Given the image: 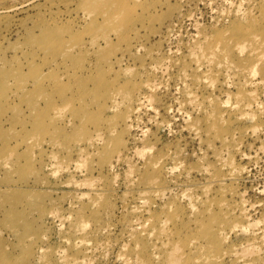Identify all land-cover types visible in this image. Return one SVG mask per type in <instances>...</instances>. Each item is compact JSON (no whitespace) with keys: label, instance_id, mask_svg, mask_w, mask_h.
<instances>
[{"label":"rangeland","instance_id":"rangeland-1","mask_svg":"<svg viewBox=\"0 0 264 264\" xmlns=\"http://www.w3.org/2000/svg\"><path fill=\"white\" fill-rule=\"evenodd\" d=\"M263 81L264 0H0V264H264Z\"/></svg>","mask_w":264,"mask_h":264},{"label":"bare ground","instance_id":"bare-ground-1","mask_svg":"<svg viewBox=\"0 0 264 264\" xmlns=\"http://www.w3.org/2000/svg\"><path fill=\"white\" fill-rule=\"evenodd\" d=\"M229 2H230V0H229ZM233 5V4H232ZM229 6V5H228ZM240 7V6H239ZM222 13H224V12H222ZM257 38H259V37H257ZM255 39H256V37H255ZM258 42V41H257ZM219 43V42H218ZM243 42H241V43H239V44H236V46H237V48H239L237 51H239L240 53H242V50H243ZM218 46V45H217ZM236 48V47H235ZM253 52H255V53H257L258 55H260L261 56V52L260 51H258V50H256V51H253ZM258 55H257V57H258ZM210 56V55H209ZM213 56V55H212ZM256 56V55H255ZM203 57V56H202ZM201 58V57H200ZM169 64V63H168ZM209 64V63H208ZM254 66H255V64H254ZM199 68V65H197L196 66V69H198ZM257 69V68H256ZM252 71V70H251ZM250 71V72H251ZM254 71H255V69H254ZM254 71H252L251 72V74L253 75V72ZM255 73V72H254ZM251 75V76H252ZM255 75V74H254ZM253 75V76H254ZM254 77H256V75L254 76ZM227 82V84H229L228 83V81H226ZM247 82H249V84H251V86L253 85V84H257L258 83V81L256 82L255 80H253L252 81V79H247ZM261 82V81H260ZM264 82V81H263ZM262 83V82H261ZM153 89V88H152ZM254 89V88H253ZM149 91V90H148ZM254 92V91H253ZM253 92H251V93H248V94H253ZM228 93H226V95H227ZM229 96L230 95H228L227 96V98H226V101H228V99H229ZM150 97V96H149ZM140 98V97H139ZM139 98H138V100H139ZM142 98H143V96H142ZM151 99V98H150ZM149 99V100H150ZM141 101H142V99H140ZM192 100H195V99H192ZM190 103L192 102L191 100L189 101ZM224 103H225V100H224ZM228 104V103H227ZM255 104V103H254ZM256 104H258L259 105V103L258 102H256ZM226 105V104H225ZM260 107V106H259ZM199 108V107H198ZM231 108H232V110H234L235 111V113L237 114V117L238 118H240V119H243V120H252L255 116H254V114H253V110H252V104H251V101H245V102H240V101H235V102H233L232 104H231ZM115 109V108H114ZM155 110V109H154ZM199 110V109H198ZM154 112H156V111H154ZM208 112V111H207ZM221 116V115H220ZM187 117V116H186ZM197 132V131H196ZM240 136V135H239ZM241 141H242V138L240 137V138H237V139H235L234 140V142H233V148L235 147V149H234V152H236V151H238L239 150V146H240V143H241ZM231 146V147H232ZM233 151V150H232ZM231 160V159H230ZM155 164L156 163H159L160 164V162L158 161V159H156L155 161ZM229 163H231V162H229ZM229 179H231V180H233V181H237V179H236V177H230ZM223 179H221V180H219V182H221ZM88 183H90V182H88ZM86 185H89V184H86ZM237 194V198H238V202H237V204L235 203V204H233L230 208H229V210L232 212V213H234V215H236V217L237 218H240L241 220H242V222H244V221H246L247 220V214L245 213V210H244V206H241V203H242V200L244 199V198H242V194L240 193V192H238V193H236ZM80 195V194H79ZM87 195H88V193H87ZM183 195V194H182ZM81 196V195H80ZM85 196H86V194H85ZM230 196V195H229ZM143 198H146L145 196H142ZM188 198H189V196H188ZM187 198V199H188ZM188 200H190V198L188 199ZM244 202V201H243ZM142 203H144V201L142 202ZM189 203V205H188V207H189V209H190V211L192 212V211H195L196 209H197V207L195 206V204H193L192 203V201H189L188 202ZM244 204V203H243ZM137 220V219H136ZM150 220V219H149ZM163 220V219H162ZM147 222V221H146ZM136 224L138 223V222H135ZM163 223V222H162ZM145 224V223H144ZM235 224V223H234ZM163 225V224H162ZM236 225V224H235ZM235 225H233L232 227H230L231 229L232 228H235L236 226ZM144 226V225H143ZM215 226V225H214ZM235 226V227H234ZM138 227V226H137ZM142 227V226H141ZM240 227V229H242L243 227L242 226H239ZM131 228H133V226L131 227ZM165 231V230H164ZM217 231H218V233L222 236V237H224V238H227L228 237V235H227V230L226 229H224V228H219V229H217ZM225 231V232H224ZM259 232H260V234L259 235H256V234H254V233H250L249 234V236H250V239H249V236H248V238L246 239V242L247 243H243L244 244V246H243V244L241 245L242 246V248H241V254H240V256H238L239 258L240 257H242L243 258V255L246 257V255H251V253H252V251H257L258 252V250H260L261 248H259L258 247V245L255 243V241H257V239H258V241L259 242H261V243H264V225L262 226V227H260V229H259ZM256 239V240H255ZM83 240H84V237H83V235H81L80 237H78V239L76 240L77 242H79V241H81V242H83ZM75 241V242H76ZM250 241H252V242H250ZM178 244V243H177ZM76 245V244H75ZM103 245H106L105 243L103 244L102 243V246ZM175 247V246H174ZM104 248H105V246H104ZM177 248V247H176ZM175 248V249H176ZM96 249H98V248H96ZM95 248H86V246L85 247H83V249H82V257L81 258H78V257H74V258H71V260L69 261V260H65V258H63V257H61V255H59L58 256V258H62L61 259V261H62V264H82V259H86V256H88V253L90 252V251H93V250H96ZM178 249V248H177ZM176 249V250H177ZM173 251V250H172ZM175 251V250H174ZM178 252V251H177ZM176 252V253H177ZM251 252V253H250ZM257 252H254V253H257ZM173 252H171V254H172ZM236 253V252H235ZM250 253V254H249ZM253 253V254H254ZM173 255V254H172ZM234 255H237V253L236 254H234ZM171 257V256H170ZM174 257V256H173ZM237 257V258H238ZM236 258V259H237ZM241 258V259H242ZM178 260V259H177ZM176 260V257H174V258H172V264H177L178 262H179V260L177 261ZM75 261V262H74ZM239 261V260H238ZM234 262H235V260H234ZM139 264H142V263H139ZM242 264V263H241ZM248 264V263H247Z\"/></svg>","mask_w":264,"mask_h":264}]
</instances>
